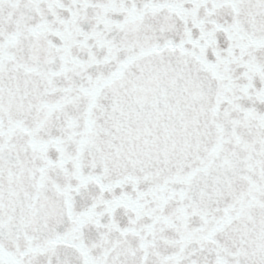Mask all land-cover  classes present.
I'll return each instance as SVG.
<instances>
[{
    "label": "snow or ice",
    "instance_id": "snow-or-ice-1",
    "mask_svg": "<svg viewBox=\"0 0 264 264\" xmlns=\"http://www.w3.org/2000/svg\"><path fill=\"white\" fill-rule=\"evenodd\" d=\"M0 264H264V0H0Z\"/></svg>",
    "mask_w": 264,
    "mask_h": 264
}]
</instances>
